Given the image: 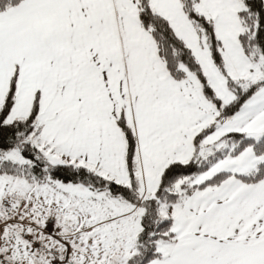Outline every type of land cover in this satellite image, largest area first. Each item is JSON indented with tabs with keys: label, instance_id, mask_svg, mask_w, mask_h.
<instances>
[{
	"label": "snow or ice",
	"instance_id": "obj_1",
	"mask_svg": "<svg viewBox=\"0 0 264 264\" xmlns=\"http://www.w3.org/2000/svg\"><path fill=\"white\" fill-rule=\"evenodd\" d=\"M0 264H264V0H0Z\"/></svg>",
	"mask_w": 264,
	"mask_h": 264
}]
</instances>
